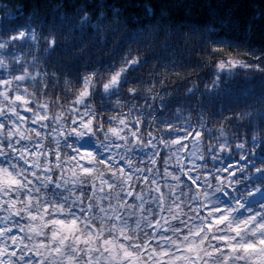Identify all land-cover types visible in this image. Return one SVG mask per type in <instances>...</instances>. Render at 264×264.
<instances>
[{
	"label": "clouds",
	"instance_id": "obj_1",
	"mask_svg": "<svg viewBox=\"0 0 264 264\" xmlns=\"http://www.w3.org/2000/svg\"><path fill=\"white\" fill-rule=\"evenodd\" d=\"M228 2L0 0V264H264V0Z\"/></svg>",
	"mask_w": 264,
	"mask_h": 264
},
{
	"label": "trees",
	"instance_id": "obj_2",
	"mask_svg": "<svg viewBox=\"0 0 264 264\" xmlns=\"http://www.w3.org/2000/svg\"><path fill=\"white\" fill-rule=\"evenodd\" d=\"M195 7L199 8L201 5L196 4ZM213 8L217 10L220 16H223L227 12H231L235 10V14L238 17L239 26L243 28V26L248 22V16L251 11V6L248 3H239L236 2V0H230L228 3L214 5ZM213 8H207L205 7V10L199 20H192L189 19L188 23H200L203 24L209 17V15L213 14ZM183 16V12H177L174 16V18H181ZM233 28H235V25H233ZM254 28L257 32V34H264V26H259L254 24ZM222 35H227L229 37H235L236 33L235 31L229 32L227 29L223 30ZM262 89H264V85L261 86ZM255 158H260L261 162L264 161V149H262L259 153V155Z\"/></svg>",
	"mask_w": 264,
	"mask_h": 264
},
{
	"label": "rangeland",
	"instance_id": "obj_3",
	"mask_svg": "<svg viewBox=\"0 0 264 264\" xmlns=\"http://www.w3.org/2000/svg\"><path fill=\"white\" fill-rule=\"evenodd\" d=\"M254 182H264V175L253 177ZM263 202V201H262Z\"/></svg>",
	"mask_w": 264,
	"mask_h": 264
}]
</instances>
